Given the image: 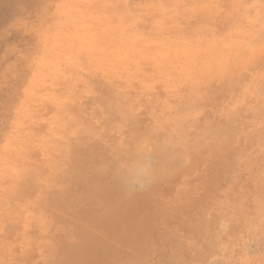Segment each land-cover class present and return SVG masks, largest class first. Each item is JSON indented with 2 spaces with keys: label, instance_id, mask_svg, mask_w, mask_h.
Wrapping results in <instances>:
<instances>
[{
  "label": "bare ground",
  "instance_id": "6f19581e",
  "mask_svg": "<svg viewBox=\"0 0 264 264\" xmlns=\"http://www.w3.org/2000/svg\"><path fill=\"white\" fill-rule=\"evenodd\" d=\"M112 1L113 0H111V2ZM260 1L262 6L264 7V0ZM246 2L247 1H245V3ZM152 3L157 4V7H154L153 5L150 6ZM172 3L173 0H127L123 9L125 10V13L130 17L132 22H134L136 19H139L138 17L140 16H143L142 18L145 17V19H141V22H145L144 26H142V30L138 29L135 33L133 32L132 34L124 33L125 31L120 25L122 24V22L117 20L115 16L112 19L105 21L100 26L101 28L103 27L101 32H99V30L96 28L98 27V25L94 27L95 32L93 33V36L95 37V41L102 44L105 49L110 52H114V50H116V52L111 53L114 54L115 60L106 56L105 54H100V59L98 61V65L96 66L103 72V82H95L99 79V77L96 80L94 79V75L93 80L95 81L91 85L86 84V87L82 83L80 85L82 86V88H79L80 86H76L77 89H79L75 90L76 92L74 93H79V91L81 90L82 93H89V91L93 93L92 96L89 95L90 98L87 96L88 100L87 98L86 100L90 102L93 101L94 104H91L92 107L84 104V106L86 105L84 107V113L87 112L88 109L90 110L92 108L93 110L95 107H97L100 109V113L97 118H93L92 115L88 116V114L84 115L83 112H79L80 110H75V107L78 106L71 108L66 103L70 99V92L63 91L65 92L64 97H61V95H56L60 93L61 89L59 86L51 88L52 90H54L53 88L56 89L57 87L60 89L59 90L57 88L56 91L54 90L55 95L53 94L54 92L50 93L49 91H45L47 90L46 88L51 84L47 87L45 86L44 92L46 93L45 98L47 102H44V108L49 104V107H47L49 109H45L48 110L47 117L51 116L49 117L51 119L47 118L46 114H41L43 116L45 115L47 120L49 119L47 121L49 123L47 127H45V124H43L46 120L43 121V123L40 122V124L42 123V126L44 125L45 130L42 128V126H39V124H37V126L40 127L39 131H42L43 129L45 133V135L43 133L42 135L46 136V133L50 132V136L48 135L50 138L49 141H47V139V142H41L40 144L37 143L40 147L39 148L37 146V149L42 150L45 153H43V156H45V158H42L41 160V158H39L40 153H38L36 149V154H34V151L32 153L30 151V156L34 155L36 158L34 156H31L34 159L29 157L28 158L29 160L32 159L31 161L37 159V161L31 162V164H34H32V167H34L35 165L37 167L35 166L31 174H26L19 180L20 177L17 176V173L24 170L23 162L25 161H23V152H21L20 154L18 152L19 155L17 157L20 160H17L18 162H16L14 170L12 172L8 171V174L10 175L12 181L9 178L5 177L9 180H7V182H3V184L6 183L5 185L7 186L8 181H11L12 187L10 191V197L12 198L9 197V200L12 199V205H6L7 207L3 209V215H0L4 218V225H6V223H8L9 221H12L11 225L15 223L14 225L16 226L14 227H16V231L20 236L22 232H18L17 227L20 226V223L18 224V222L22 223V221H24V223L26 224L28 221H32L29 224L31 227L30 233L35 236H32L33 238H35L33 239L35 240V243L31 241L29 242V246L32 243L31 245H33V247L35 248L34 253H38L39 251H41L40 244L44 243L42 242L43 239L39 240L41 242L40 243L38 241V238H43V229L45 230V232L47 231L45 229L46 221L44 220L43 216L46 214V211L52 213L53 215L57 214V216L58 214L63 213L62 215H66L67 217H69V220L67 219V222H71L73 224L72 225L68 223L69 225H81L82 227L85 226L83 224L93 221L96 216L95 213L98 211H100L101 213L104 212L107 215V212H109L110 207L112 208V206L114 207L116 205L118 207V205L121 203L129 205L130 208L128 209H130L129 211H131L132 214H128L130 215L128 218H122V222H124L126 225L124 223L123 224L126 227L128 225H132L133 228L137 226V223L141 225L138 226V228L131 230L129 229V227L124 231L123 234L121 232V229L120 231H116V234L120 232L119 241L122 240V249L124 250H121V248L116 250L102 249L101 253H98L96 255L97 258L95 260H97V263L95 264H152V262L148 263V258L150 255H155V253L158 254V258L167 257L165 263L167 262L168 264H185L187 259L191 256H189V253H196L197 255L194 254L195 256H200L199 254L203 253L205 250H209L212 252L214 251V254L215 252H217L215 251V248H218V245L216 243L217 241L220 244L222 242L220 241V235L222 234H219V231L224 230V228L221 226L222 223L225 224V233H227L226 236H228L229 234L234 233L237 229V224H239L241 220H244L241 217L243 213L241 214L240 211L239 213L235 212L236 207L234 208V206L236 205H241L240 202L242 201L239 200L240 197L238 198V201L235 197L236 202H233L231 198L228 197V199H230L229 203L227 201V203L220 202L218 200L219 197H209V195H204L206 196V198L203 199L202 197L203 200H199L196 193H203L201 191L203 185H195L196 187H194L192 190L190 189L191 192H187L188 190L185 191L184 189H182L181 183H185V177H187L188 172H194L197 168L201 167L203 169L200 168V171H211L210 175V172L208 173L209 180L212 178V181L215 183L211 182V184L217 185L216 183H219L221 179L223 180V177L228 174L229 169L233 168V160L237 158L235 157L236 152H227L228 148L234 146V148H238L237 144L243 142H245L246 145L251 144V147H254L256 151L262 149V151L259 150L255 159L257 158V160L259 159V161L264 160V120L261 118V112L264 108V73L258 77H255L251 86L248 87V89H246L243 94V98L245 100L251 101L250 105L246 104L241 106L240 104L239 106L238 104H234V101H231L232 99L230 100V94L231 92H233L232 90L234 88L233 86L239 81L241 82L242 80L239 73H241V70H246V72H248L247 70L254 65L253 62H255L254 60L256 58H253L259 51H261L260 46L264 47V30H260L259 32V30L256 31L253 29V36H255V38L253 37L254 40L252 42L249 41V39L247 40L245 33L241 30L238 31L234 36L226 37L224 40L219 41L217 38L218 35L215 34V30H217V28H220L219 26L216 27L214 23L216 13L212 7L202 5L203 7H198L195 10L191 19H186L189 20L187 29H183L184 31H180L179 29L173 31L172 38L175 41H173V43H169L164 39L165 34H163L166 27L163 29V31L162 26L164 24L171 25V21L167 18L165 12H167V10L170 11V6L172 5ZM222 5L225 6L224 8H226L224 9L225 15H221L224 19L223 24L220 23L222 24V27L227 26L228 28V26L232 25L233 20L237 23L242 21V16L237 11L238 9L236 8L235 2L231 0H221V5L219 6ZM91 7L96 8L99 6L92 5ZM120 7L118 8L120 9ZM165 7L167 8V10ZM158 8L160 9L158 10ZM161 13L165 16L163 17V15H160ZM261 17H264V10H261ZM263 20L264 19H262V21ZM212 24L215 26L214 28H216L213 31L216 35L215 38H213L211 35H208V29L209 27H212ZM137 26L135 25V28ZM55 28L57 29V27ZM59 28L61 29V27ZM224 32L227 31L224 30ZM35 33H37L36 30ZM259 58H257V60ZM35 59L34 61H36ZM82 61L85 62L84 60ZM113 61L116 65L110 64ZM256 63L257 62H255V65ZM82 64L83 65L80 66H86L84 63ZM29 65L32 68V63ZM39 66L41 68L40 63ZM42 66L47 70L44 65ZM72 67H75V65ZM36 68L34 72L37 70ZM86 68L88 67L83 68L84 71L86 70ZM80 70L81 69H79L78 71ZM88 71L90 72L92 70H90L89 68ZM31 72H33V70ZM97 72L95 73L97 74ZM43 73L45 72H42V74ZM32 75L33 74L28 76L30 77ZM71 75H73V73H71ZM71 75L69 78L71 79L70 81H72ZM88 75L90 76L89 73ZM40 78H37L38 80H36L39 81ZM36 80L34 82H36ZM114 80H120V83L117 82L119 85L116 84V86L114 84V82L116 81ZM23 81L24 80H22V82ZM43 81L42 84L44 83ZM70 81L69 83H71ZM135 82H138L139 85V88L136 89L138 90V92L134 94L132 93V95H130V89H132L131 87ZM25 83L23 82V84ZM63 84L67 85V80L66 83L64 82L62 84H58L62 86V90H64L63 88L65 86ZM37 86V88H39L38 84ZM19 87L21 88V86ZM27 87L28 85L26 86V88ZM67 87H69V84ZM37 88H34L33 90ZM159 88L163 91H160ZM69 89L67 88V90ZM156 89H159L157 90V92L159 93L155 91ZM18 90L20 91L22 89L18 88ZM41 90L40 93L42 92L43 94L44 92ZM15 92L16 91H14V94ZM17 92L16 97H18V94L21 91L18 94ZM84 95L86 94L84 93ZM40 96L42 95L40 94ZM78 96H80V94ZM80 97H82V95ZM91 97L93 98V100ZM165 97H168V99H170L171 101L174 100V103L168 101V99L167 101L165 100L166 102H161V100H163ZM76 98L78 97L76 96ZM203 98H205V108L202 107V102H204ZM17 100L18 99H16V101ZM30 100L32 99H29V101ZM33 100L31 104L34 103ZM71 100L74 101L72 103H75L74 98H71ZM16 101H12L11 104L14 102V105L16 106V103L19 102ZM76 101L77 105H81V103L78 102L79 100ZM24 102L26 103V101ZM14 105L12 106L15 109ZM39 106L40 105H38L37 107L36 105L35 107H37L38 109ZM41 106L43 107V104H41ZM19 107L20 106L18 105V108ZM30 107L31 106L28 105L27 110L24 111L27 112L31 109ZM32 107L33 109H31L27 113V116L30 112H39L37 109L34 111V106ZM80 107L78 108L81 109ZM13 108L12 110H14ZM44 108L42 112L45 111ZM84 108L82 109V111L84 110ZM206 108H208L207 112L204 111ZM139 109H142L141 111L143 112V119L136 118L138 117V114H136L135 117V112ZM90 112L91 110L89 111V113ZM93 113L95 112L93 111ZM19 115L14 118H19ZM247 115H249L250 117L248 118ZM43 116L37 117L38 120L39 118L40 120L44 119L45 117ZM27 118L31 119L30 116ZM26 120L27 119H25V121ZM95 121L97 122V125H93V123H96ZM124 121L127 124L125 125L127 126V128L123 131ZM16 122L19 123L18 121ZM29 122L30 121L28 120L26 121L27 126L30 127V125H28ZM250 123L252 124L250 127H252V130H254V132L251 134L247 141L239 140L238 136L240 137V135L238 134H243L246 127H248ZM7 124L8 121L6 122V125ZM24 124L20 126H23ZM8 125L10 126V124ZM9 126L7 127L10 128ZM11 126L13 127L12 123ZM20 126H16V128H21ZM37 126H32V128L35 129L37 128ZM12 131L13 129H11V132ZM18 131L17 134L24 132H27L26 135L29 134L28 130L20 129V131ZM33 131L31 132L32 134L30 136L24 135L25 137H27L24 138V140H28V137L32 138V135L35 134L33 133ZM5 134H7V130ZM20 136L23 135L21 134ZM68 136H73L75 138V140H73L76 142V144L75 150L71 153V155L66 156V151L68 150L64 149L65 147H62V145H64V142L61 144L60 141H63V139H65L66 137L68 139ZM6 138L9 139L8 136H6ZM36 138L37 137L34 138V141H36ZM12 140H14V142L11 141V143L15 144V141L18 140V138H14ZM40 140L38 139V141ZM29 141L30 142L26 143L27 146L34 145L35 142L33 141V139H30ZM32 141L34 143H31ZM70 143L72 142L69 141V144ZM17 144H20V142ZM21 144H24L26 146V144L23 142ZM15 146L16 145H14L13 147ZM31 147L30 149L36 148L35 146L32 148ZM243 148L244 150L248 149V147ZM244 150L242 149V152ZM70 151L71 150H69V153ZM242 154H246V151ZM11 157L9 159H11ZM247 159L249 160V158ZM248 160H244L246 161V163L242 161L243 164H245L246 169H250L249 166H251V161H254L252 160V158L249 161ZM257 163L258 162H256V164ZM32 167L30 168L32 169ZM247 173L249 174V172ZM260 173H262V171ZM211 175H213L214 178L213 176L211 177ZM202 176H204L205 180H208V178H206L207 176ZM255 177L257 178V176ZM260 177L262 176H259V178ZM256 178H254L253 176V179ZM238 179L240 181V178ZM217 180L218 182H216ZM134 182L137 183V185L139 184V186H141L140 184L143 183L146 189H148L146 191L139 189L135 192L137 187L132 186ZM201 184L203 183L201 182ZM207 185H204L205 188H208L206 187ZM131 186L135 189L132 190L133 188L131 189ZM211 186L212 185H210V187ZM170 188L171 191H169ZM12 190L14 191V194ZM16 190L18 191V194L15 195V193H17ZM48 190L52 191L49 192ZM40 191H45V194L42 192L40 193ZM46 191H48V193ZM8 192L9 191H7L6 193L9 194ZM169 192L174 193L179 197V201H177L176 203L177 205H175L174 202V204H171L170 208H168L170 204L168 205L165 200V197ZM250 192H252V194L254 193L253 190ZM37 193L38 195H44L43 197L41 195L35 198L36 196L34 195ZM7 194L6 196H8ZM95 195H97V197H95ZM32 198L34 199V201L37 200L38 204H40L39 206H37V208H33L36 205H34L33 207L29 205V207H31L30 210L34 209L32 211L34 212V216H32L31 211V214L28 211V200H30L31 202L33 201L31 200ZM15 200L16 204L13 202ZM175 200H178L177 197ZM245 204L247 207L248 203ZM229 206H232V209H230L231 207L228 208ZM194 207H197V209H195ZM191 208H194L196 210V214L192 217V220L190 222V219L188 218L189 216H187V214ZM255 208H261V204L257 202ZM194 209L191 210V214H193V212L195 213ZM123 210H125V208ZM70 216L73 222L70 220ZM108 216L109 215H107V217ZM102 217L103 214L100 219ZM180 217L183 218L181 219ZM158 219L161 221L162 227L157 224ZM178 219L180 221H178ZM5 220L7 221L5 222ZM52 225L53 224H51V226ZM125 226H123V230L126 228ZM246 227L247 226L245 225L244 230ZM14 230L15 228H13L12 231ZM19 231H22V228H20ZM8 233H10V231ZM13 233L15 235V232ZM3 234L4 233H1V236ZM19 235L17 234L14 237V239H16V236H18V241H16L19 243L17 244H20V242H22L19 241V239L21 238ZM24 235L26 236L25 239L27 237H30L26 234ZM13 236L11 237L12 239ZM4 239L6 240L5 236L4 238L1 237L0 242H2L3 245H1L5 247L2 249L5 250L9 246V243L5 242ZM2 240L4 241V243H6V245ZM6 241H8V237ZM14 241L12 240V243L10 244L11 246ZM231 241L229 240L228 242L231 243ZM25 243H22L23 245L21 246H24ZM221 245L223 246V243ZM229 245L231 244H227V247H229ZM2 246H0V254ZM14 247L16 248L17 246H13V249H15ZM33 247L30 246V249H32ZM227 247L226 249L224 247L225 250L222 249V251L226 252ZM93 248L95 249V247ZM17 249L20 250L19 248ZM7 250L10 251V255L12 251L16 252L9 247L7 248ZM209 251L207 253H209ZM4 254L5 256L2 255L3 260L5 259L4 257L9 254V252H5ZM16 254L14 255L16 256ZM216 254L218 255V253ZM225 254H227V252ZM10 255H7V257H10ZM14 255H11V258H13ZM11 258H8V260ZM93 258H95V256ZM7 262L8 261H5L6 264ZM165 263L163 262V264Z\"/></svg>",
  "mask_w": 264,
  "mask_h": 264
},
{
  "label": "rangeland",
  "instance_id": "374dc122",
  "mask_svg": "<svg viewBox=\"0 0 264 264\" xmlns=\"http://www.w3.org/2000/svg\"><path fill=\"white\" fill-rule=\"evenodd\" d=\"M231 1L236 3V8L238 9L237 11L239 12V14L242 16V21L237 23L236 21L233 20L232 21L233 26L232 25H231L232 27L228 26V28H229L228 29L227 26L222 27L223 20H224L222 16L225 15L224 9H226V8H224L225 6H223V5L219 6V5H221V0H173L172 5L170 6V11H168L167 8L165 7L167 10V12H165V15L167 16L168 19H170L171 25L170 24H166V25L162 24L163 25L162 30L166 27L164 29L166 33L165 32L163 33V34H165L164 39L166 41H168L169 43L170 42L173 43V41H175L172 38L173 31H175L177 29H179L180 31H184L183 29H187V26L189 24V20H186V19L187 18L191 19L195 10L198 7H203L202 5H204V6L213 8V10L216 13L215 20H214L215 26L220 27V28H217V30H215L216 28H214L215 26L212 24V27H209V29H208V31H209L208 35H211L213 38H215V36L218 35L217 38L220 41V40H224L226 37L234 36L238 31L241 30L245 33L247 40L249 39V41L252 42L254 40L253 37L255 38V36H253V34H254L253 29L256 31L259 30V32H260V30H264V23H263L264 20L262 21V19H264V17H261V10H264V7L262 6L261 1L260 0H258V1L257 0H231ZM245 1H247V2L245 3ZM126 2H127V0H113L112 2H111V0H62V2H61V0H0V139L2 137V139L0 140V143H1L0 145H2V146H0V183L2 184V185L0 184V199H1L0 200V215L1 214L3 215V213H4L3 209H5V207H7L6 205H9V204L12 205V203H11L12 199L9 200L10 191H11V187H12V185H11L12 179H11L10 175L8 174V171L12 172L14 170L16 162H18L20 160L17 156L21 152H23L22 153L23 154V161H25V162L28 161V162H26V164H25V162H23L24 170L19 171L17 173V176L20 177L19 180L24 175L31 174L33 169L36 166L35 165L34 167H32L34 164L33 163H32L33 165L31 164V162L37 161V159L31 161L32 159H34V158H32L34 155L33 156L31 155L32 157L30 156V154L33 151H34V154H36L35 153L36 150L38 151V153H40V155L38 153L37 154L39 155V158H41V160H42V158H45V156H43L44 152L42 150L37 149L39 147L37 143L40 144L41 142L44 143V142H47L50 140V138H49L50 132L46 133L47 135L44 136L45 133L43 131V129L45 127H47L49 124L47 121L49 119H51V118H49L51 116L47 117V115H48L47 109H49L47 107H49V104H48V106L46 105L47 107H45L47 109L44 108V105H45L44 102H47L46 98H45L46 93L44 92L45 86L47 87L51 84L49 87L46 88L47 90H45V91H49L50 93L54 92L53 93L54 95H55V91L57 90L58 87L56 89L53 88L55 91L52 90L51 88L59 86L61 90L58 88L60 90V93L56 94V95L57 96L61 95V97H64L65 92H70V94H69L70 99L66 103L71 108H74L75 106L80 107L82 105L80 107L81 109H79L78 107H75V110H77V111L80 110L79 112H83L84 115L85 114H88V116L92 115L93 118L94 117L97 118L99 116L100 109L97 107H95V108L93 107L97 111L94 109L92 110V108L90 109L91 114L89 113V111H90L89 109H88V111L86 110L87 112L84 113V111H85L84 107L86 106V105L84 106V104L89 105V107H92V105L94 104L92 101L93 100L92 97H91L92 102L87 101L88 97L90 98L89 95L92 96L93 93H91L90 91H89V93L84 92L86 94V95H84V93L81 92L82 90L79 91V93H74V92H76L75 90L82 88V86H80L82 83L86 87H87L86 84L91 85L95 81V80H93L94 75H95L94 79H96V80L99 77V79L95 82H103V77H104L103 72L101 71V69L97 68V66H96V65H98V61L100 59V57H99L100 54H105L106 56L115 60L114 54H111V53L116 52V50H114V52L113 51L110 52L107 49H105V47L102 44L95 41V37L93 36V33L95 32V30H94L95 26L98 25V27H96V28L99 30V32H101L103 27L101 28L100 26L105 21H108L115 16L117 20L122 22V24H120V25L122 26L123 30L125 31L124 33L132 34L133 32L135 33L138 29L142 30V28H143L142 26H144L145 22H141V19H145V17L142 18L143 16H140V17H138L139 19H136L134 22H132L130 17L125 13V10L123 9L125 7ZM149 4H147V5H149ZM154 4L155 3H152L150 6L153 5L154 7H157V4H155V5ZM92 5H95V6L97 5L99 7H96V8L91 7ZM120 5H121V7H120ZM89 7H91V8H89ZM118 7H120V9ZM159 9L160 8H158V10ZM75 12H76V14H75ZM120 12L122 13V15ZM69 14H71V15H69ZM160 15H163V17L165 16L162 13ZM59 16H62V17H59ZM126 17H128V18H126ZM221 17H222V19H221ZM258 17H259V19H258ZM177 18H178V20H177ZM59 21H61V22H59ZM140 23H141V25H140ZM220 23H222V24H220ZM137 24H138V26H137ZM230 24H231V22H230ZM135 25L137 26L136 28H135ZM73 26H74V28H73ZM75 26H78V27H75ZM55 27H57V29ZM59 27H61V29ZM83 28L84 29L87 28V29L84 30ZM35 30L37 33H35ZM214 30L216 31L215 32L216 35L213 32ZM224 30L227 32H224ZM229 33H230V35H229ZM54 36H55V38H54ZM171 38H172V40H171ZM132 40H133V35H132ZM39 48H41V49H39ZM55 48H57V49H55ZM260 50L261 51H259L257 53V55L253 58V59L256 58L254 60L255 62H257L256 65H255V62L251 61V62H253L254 65L250 69L247 70L248 72H246V70H241V73H239L242 80H241V82L239 81L240 83L238 82L237 84H235L233 86L234 87L232 90L233 92H231V94H230V100L232 99L231 101H234V104H238L239 106H240V104H241V106L246 105V104H248V105L251 104L250 100H245L243 98V94L246 91V89H248V87L251 86L253 79L264 73V53H263L264 47L260 46ZM38 54H39V56H38ZM54 54L55 55L58 54V55L55 56ZM260 54L263 56H261ZM259 56H260V58H259ZM257 58H259V59L257 60ZM34 59L36 61H34ZM80 59L84 60L85 62H83ZM32 61H34V62H32ZM31 63H32V68L29 65ZM39 63L41 65V68L39 66ZM72 63L75 65V67H72V66H74ZM82 63H84L86 66H80V65H83ZM110 64L116 65L114 63V61L111 62ZM42 65H44L47 68L49 73L47 72V70ZM76 65H77V67H76ZM34 67L35 68L37 67L36 68L37 72L36 71L34 72V70H35ZM85 67H88V68H86V70L84 71L83 68H85ZM89 68L92 71L89 72L88 71ZM79 69H81V70L78 71ZM32 70L34 73L31 72ZM97 71H99V72H97ZM42 72H45V73L42 74ZM95 72H97V74ZM35 73H37V74H35ZM71 73H73V75H71ZM88 73L90 74V76L88 75ZM31 74H33V75L29 77L28 75H31ZM70 75H71L72 81H70L71 79H69ZM91 76H92V78H91ZM34 78H35V80L37 78H40V79H39V81H37L38 80L37 79L36 82H34L35 81ZM73 78H74L75 82H74ZM22 80H24L23 82L24 83L26 82V83L23 84ZM43 80H46V81H43ZM66 80H67V85L63 84L65 86L63 88L64 90H62V86L58 85V84H62L64 82L66 83ZM42 81L44 82L43 84H42ZM54 81H56V82H54ZM69 81L71 83H69ZM85 81H88L89 83L85 82ZM114 81H116V80H114ZM117 82L120 83V80H117L116 82H114V84L115 85L118 84ZM37 84L39 85V88H37L38 87ZM68 84H69V87H67ZM27 85H28V87L26 88ZM19 86H21V88ZM76 86L77 87L80 86V87L77 89ZM18 88L22 89V90H20L21 92L18 90ZM34 88H37V89L33 90ZM67 88L68 89L70 88V89L67 90ZM131 88L132 89H130V92H129L130 95H132V93L133 94L137 93L138 90H136V89L139 88L138 82H135ZM159 89H156L155 91L157 92V90H159ZM40 90L43 91L44 93L43 94H42V92L40 93ZM14 91H16V92L18 91L17 94L20 92L21 94L19 93L18 97H20V95H21V97L20 98L16 97L17 95H16V92L14 94ZM63 91H65V92H63ZM160 91H163V90L160 89ZM157 93H159V92H157ZM25 94L27 95V97ZM40 94L42 96H40ZM79 94H80V96L82 95V97L78 96ZM22 96H24V97H22ZM76 96L78 98H81V99L76 98ZM25 97H26V100H25ZM40 97H41V99H40ZM13 98H14V100H13ZM15 98L18 99L17 101H19V102H17ZM27 98L32 99V100L35 99V100H33L34 103L31 104L32 100H30L31 101L30 102L29 99H27ZM71 98L72 99L74 98L75 103H72L74 101L71 100ZM86 98H87V100H86ZM167 99H168V97L167 98L165 97L163 100H161V102H166ZM11 100L14 102L15 101L17 102L16 106L14 105V102L11 104V102H12ZM76 100H79L78 102L81 103V105H77ZM204 100H205V98H203V101ZM24 101H26V103ZM82 101L83 102L85 101V102L83 103ZM168 101L174 103V100L171 101L170 99H168ZM235 101H237V102H235ZM38 102H40V103H38ZM70 102L72 105L70 104ZM27 104L29 106H31L30 107L31 109H33L32 106H34V111L37 109L38 105H40L39 108L37 109L39 112H36V111H35L36 113L32 112L33 114L30 112L33 116L30 113L27 116V113L31 110L30 109L27 112L24 111V110H27V108H28ZM41 104H43V107L41 106ZM204 104H205V101L202 102V105H203L202 107L205 106ZM12 105H14L15 109L13 108ZM18 105L20 106L19 108H18ZM36 105H37V107H35ZM11 107L14 110H12ZM40 108H42V109H40ZM43 108L45 111L42 112ZM83 108H84V110L82 111ZM40 110H41V112H40ZM98 110H99V112H98ZM141 110L142 109H139L138 111L135 112V117H136V114H138L137 115L138 117H136L138 119H143V112ZM19 111H23V112H19ZM93 111L95 113H93ZM204 111L207 112L208 108H206ZM139 113H141V114H139ZM41 114H46V117L49 119L47 120L45 115L43 116ZM18 115H19V118H21L25 124L18 117H17L18 120H17V118H14ZM24 115H26V116H24ZM21 116L24 118H22ZM29 116L31 117V119L27 118ZM39 116H43L46 119L44 118V119L40 120V118H39V120H38L37 117H39ZM261 116H262L261 118L264 120V108L262 109ZM247 117L249 118L250 116L247 115ZM25 119L30 121L29 122L30 124L28 123V125H30V127L27 126V123H26L27 120L25 121ZM19 120H21V121H19ZM7 121H8V124H10V126L8 124L6 125ZM16 121H18L19 123H17ZM43 121H45L47 123H45V122L43 123ZM10 122L12 123L13 127L11 126ZM40 122L45 124V127H44V125L42 126V123L40 124ZM21 123L24 124L23 125L24 129H23V126H20V125H22ZM37 124H39V126H42V128H43L42 131H39L40 127H38ZM31 125L35 126V127L37 126V128H35L36 130L33 129ZM93 125H97V122L95 124L93 123ZM125 125H127V124L124 121L123 131L127 128V126H125ZM251 125L252 124L250 123V125L248 127H246L245 132L243 134H241V133L238 134V135H240V137H242V138H240L238 136L239 140H242V141L248 140V138L254 132V130H252V127H250ZM7 126H9L10 128L12 127L11 129H13V131L11 132V129L8 128ZM16 126L17 127L20 126L21 128H16ZM5 129L7 130V134H5L6 133ZM20 129L28 130L29 136L32 134L31 132L34 130L33 133H35L36 136H35V134H33L32 138L28 137L29 138L28 140L27 139L24 140V138H27L25 136H28V135H26L27 132L17 134V131L18 130L20 131ZM21 132H23V131H21ZM42 133L44 135H42ZM21 134L23 136H20ZM37 134L39 137L37 136ZM6 136H8L10 140L8 138H6ZM33 136H34V138L37 137L39 140L40 139H42V140L38 141V139L36 138V141H34L35 139L33 138ZM244 136H247V137H244ZM70 137H72V138H70ZM14 138H16V139L18 138V140L15 141L16 142L15 144L11 143V141L14 142V140H12ZM30 139L31 140L33 139V141L35 142L34 143L32 141L31 143H34V145H31V146L32 147L35 146L36 148H32L31 146H27L26 143L30 142L29 141ZM66 139H67V137L65 139H63V141L61 140L60 142H61V144L64 142L63 144L65 146L62 145V147L63 148L65 147L64 149L68 150V151L65 150L66 156H68V155H71V153L75 150L76 142L74 141L75 138L73 136H68V139L67 140ZM17 141H19L20 144H17V143H19ZM65 141L67 144L65 143ZM69 141H71L72 143L69 144ZM22 142L25 143L27 147L24 144H21ZM4 144H6V145H4ZM71 144H73V145H71ZM14 145H16V146L13 147ZM237 145H238L239 149L234 148L235 147L234 146L231 148L229 147L227 150V152H236L235 157H237V158H235L233 160L234 161L233 168L229 169L228 174L226 176H224L226 178L223 177V180L221 179L222 183H221L220 179H219L220 182L216 183L218 186L211 184V182H213L212 178L209 180V175L211 174V171L206 170L205 171L206 173H205V172H203L204 170L200 171L201 169H203L201 167L197 168L194 172H188L187 177H185V183L182 182L181 186H182V189H184L185 191L188 190L187 192H191L190 189L192 190L196 186L203 185V188H202L203 190L201 189V191L203 193H201V192L196 193L199 200L205 199L206 196H204V195H209V197L210 196L219 197L218 200L220 202L225 203L227 201L229 203L230 199H228V197L231 198V200L233 202H236L235 201L236 198L238 201V198L240 197L239 200L242 201L243 203L239 201L241 203V205H236V206H234V208L236 207L235 212L239 213V211H240L241 214L243 213L242 216H241V214H240V216L244 220H241V222L239 223L240 225L237 224V229L234 232L235 236H234V233L226 236L227 233H225V231H226L225 224L224 223L221 224V226L224 228L223 231H219V234H222V235H220L221 236L220 241H222L221 244L223 243V246L225 247V249L227 247V244H231V245H229L230 248L227 247V250H226L227 254H225L226 252L222 251V249H224V247L217 241L216 244L218 245V248H215V251H217V252H215V254L213 253L214 251L212 252L209 250H205L203 253H200L199 254L200 256H195V255H197L196 253H189V256L190 255L192 256L194 254L195 255L192 257L190 256L187 259V261L185 262V264H264V179H262V178H264V175H263L264 174V169H263L264 168V164H263L264 160L259 161V159L258 160H257V158L255 159L259 150L262 151V149H259L258 151H256V149L254 147H251L252 146L251 144L246 145L245 142L237 144ZM21 146H23L25 148H23ZM68 146H69V148H68ZM30 147L32 149H30ZM73 147H74V149H73ZM243 147H248V149L244 150ZM242 149L244 150L243 152H242ZM69 150H71L70 153H69ZM263 150H264V147H263ZM30 151H31V153H30ZM245 151H246V154H242ZM18 152H19V154H18ZM26 153H28V154H26ZM63 155H65V154H63ZM11 156H13V157H11ZM24 156H25V158H24ZM10 157L13 161L11 159H9ZM28 157L32 158V159L29 160ZM242 158H243V160H242ZM247 158H249V160L251 158H252V160L255 159L254 161L258 162L257 163L258 165L256 164V162L251 161V164H250L251 166H249L251 170L246 169L245 164H243L242 161H244L245 159L248 160ZM244 163H246V161H244ZM254 164H256V165H254ZM261 164H263V165H261ZM62 165H64V164H62ZM252 166H253V168H252ZM30 167H32V169ZM64 168H66V167H64ZM253 170H255V171H253ZM29 171H30V173H29ZM251 171L254 172L255 174L252 173ZM261 171H262V173H260ZM247 172H249L250 175ZM257 172H259L260 174ZM208 173H209V175H208ZM201 174L205 175V177L207 176L206 178H208V180L207 179L205 180L204 176H202ZM238 175H240V176H238ZM212 176L213 175H211V177ZM253 176H254V178H256L255 176H257L258 179L257 178H256L257 180L253 179ZM259 176H262V177L259 178ZM5 177H7L11 180L10 182L8 181L7 186L5 185L6 183L3 184V182H5V181L7 182V180H9ZM213 178H214V176H213ZM238 178H240V181ZM207 181H210V182H207ZM201 182L203 184H201ZM216 182H218V180ZM213 183H215V182H213ZM140 185L141 186H139V184L137 185V183H135V182L133 183L132 186L137 187L135 192L139 189H142L143 191H146L148 189V188L146 189V187H145V185H143V183ZM204 185H207L206 187H208L209 189L205 188ZM210 185H212L211 186L212 188L210 187ZM132 186H131V189L133 188ZM138 186H139V188H138ZM5 188H7L8 190ZM134 189L135 188H133L132 190H134ZM204 189L207 191H205ZM251 189L253 190V192L255 194L254 193L252 194V192H250V191H252ZM239 190H241V191H239ZM7 191H9L8 192L9 194L6 193ZM48 191L51 192L52 190L51 191L48 190ZM48 191H46V192L48 193ZM169 191H171V188L169 189ZM12 192L14 194L13 190H12ZM16 192L17 193H15V195L18 194L17 190H16ZM41 192L42 191H40V193ZM42 193L45 194V191ZM198 193H199V195H198ZM248 193H249V195H248ZM6 194L8 196H6ZM168 194L165 197V200L168 203V205L170 204L168 208H170L171 204L172 203L174 204V202H175V205H177L176 203H177V201H179V197L176 196V194H174V193L169 192ZM219 194H221V195H219ZM41 195L42 194L38 195V193H37L34 196H36L35 198H37V196H41ZM43 195H42V197H43ZM234 195H239V196H234ZM95 197H97V195H95ZM176 197L178 200H175ZM202 197H203V199H202ZM10 198H12V197H10ZM40 199H41V197H40ZM31 200H33V201L30 202V200H28V209H29L28 211L29 212L30 211L32 212L34 210V209L30 210V208L33 207L34 205H36V206L33 208H37V206L40 205V204H38L37 200L34 201L33 198ZM135 200H136V198H135ZM249 200H251V201H249ZM244 201H245V203L249 204V205L247 204V207H246V204L244 203ZM13 202L16 204V200ZM29 202H30V204H29ZM39 202H40V200H39ZM257 202H259L261 204V208H255V205ZM34 203H36V204H34ZM117 204H119V203H117ZM3 205H5V206H3ZM29 205L31 207H29ZM124 208H125V210H123ZM128 208H130L129 205H126L125 203L119 204L118 207L116 205L114 207L112 206V208L110 207L109 212H107L108 213L107 215H109L108 217L104 212L101 213L100 211H98L95 213L96 219L94 218V220H96V221L93 220V221H90L88 223H85V224H83L85 226H82V227H81V225H79V226L69 225L68 223H70V224H72V223L67 222V219L69 220V217H67L66 215H62L63 213L62 214L60 213L62 217L64 216L62 218L60 216V214H58V216H57V214L53 215L52 213L46 211L45 212L46 214L43 213V214H45L43 216H44V220L46 221V222L45 221L44 222L46 224L45 229L47 231L45 232V230L43 229V232L41 231L42 234L44 235V236L42 235L43 238L42 237H40V239L38 238V241L43 239L42 242H44L42 244L39 241L42 245L39 243L41 246V248H40L41 251H39L38 253H34L35 248L33 247V245H31L32 243L30 244V246L33 248L30 249V246H29V242L33 241L35 243V240H33V239H35V238H33L35 236L32 233H30L31 227L29 224L32 221H30V222L28 221L29 223L27 222L26 224L24 223V221H22V223L18 222V224L20 223V226L17 227L18 232H22V234H23L22 235L20 233L21 234V236H20L19 233H17V231H16V227H14V226H16V225H14L15 223H13V225H11L12 221L11 222L9 221L10 223L8 222V223H6V225H4L5 224L3 222L4 218L0 216V240H1V237L4 238V236L6 237V240H7V237H8V241H6L4 239L5 242L9 243L8 247L10 249L12 248V250L16 251V252H13L11 250L13 252V253L11 252V255L13 256L14 254L18 253V254H16L17 257L14 255V257H13L14 259L11 258L10 251H8L9 249L7 250L8 247L5 249L6 250L5 251L4 249H2L5 247L2 246L3 244H2V242H0V246H2L1 247V254H0V256H1L0 257V262H1L0 264H6L5 261H8L7 264H95V263H97V260H95L97 258L96 255L98 253L100 254L102 249L103 250H110V249L116 250V249L121 248V250H124V249H122V242H121L122 240L119 241L120 240V237H119L120 232H118V234H116L117 233L116 231H120V229H121L122 230L121 232L123 234L124 231L127 230L129 227H130L129 229L131 230V229L138 228V226L141 225V224L137 223V226L135 228H133L132 225L131 226L128 225L127 227L125 226L126 224L124 222H122V220L124 218H128L130 216L128 214H132V212L129 211L130 209H128ZM194 208L197 209V207H194ZM194 208H191L187 214V216H189L188 218L190 219V222L192 220V217L196 214V210ZM228 208L232 209V206H229ZM253 208H255V209H253ZM192 209L195 210V213L193 212L194 210L192 211L193 214H191ZM254 210H255V212H254ZM31 212H30V214H31ZM245 213H246V215H245ZM102 214H103V217H106V218L102 217L100 219ZM232 214H233V211H232ZM32 216H34V212H32ZM246 216H247V218H246ZM45 218H47V219H45ZM70 220L72 221L71 216H70ZM158 220H157V224H159L160 227H162L161 221L160 220L158 221ZM6 221L7 220H5V222ZM178 221H180V220L178 219ZM250 221H251V223H250ZM245 222H246V224H245ZM51 224H53V225L51 226ZM118 224H120V225H118ZM31 225H32V223H31ZM47 225H48V227H47ZM245 225L247 226L246 227L247 229L245 228V230H244ZM123 226L126 227L124 230H123V228H124ZM118 227H120V228H118ZM13 228H15L14 231H12ZM20 228H22V231H19ZM9 231H10V233H8ZM26 231H27V233H26ZM5 232H6V234H5ZM13 232H15V235L18 234L22 238L21 239L19 237L21 239V240L19 239V241H22V242H20V244H17V243H19V242H17L18 236H16V239H14L15 235ZM236 232H237V235H236ZM1 233H4V234L1 236ZM24 234H26L27 236H30V237H27L25 239L26 236ZM28 234H30V235H28ZM12 236H13V239L11 238ZM11 239L13 241L15 240L14 242L17 245L13 242V244L11 246L10 245L12 243ZM229 240L230 241L232 240L233 242L231 241V243H229L228 242ZM226 242H227V244H226ZM3 243H4V241H3ZM22 243H25L24 246H21V245H23ZM4 244L6 245V243H4ZM224 244H226V245H224ZM13 246H17V247L16 248L14 247L15 249H13ZM93 247H95V249ZM17 248H19L20 250H18ZM233 249H234V252H233ZM208 251H209V253H207ZM2 252H3V254H2ZM5 252H9V254H7V255H10V257H7V255H6V257H4L6 260L4 259L5 260L4 261L2 258V255L5 256V254H4ZM216 253H218V255ZM223 254H224V256H223ZM33 255H35V256H33ZM157 255L158 254H156V253H155V255L154 254L150 255L148 258L149 259L148 263H150V262H152V264H155V263L156 264L157 263L163 264V262L165 263V261L167 260V257H165V258L159 257L158 258ZM94 256H95V258H93ZM208 256H210V257H208ZM8 258H11V259L8 260ZM15 258H16V260H15ZM202 260H204V261H202ZM9 261H11V262H9ZM165 264H168V263L166 262Z\"/></svg>",
  "mask_w": 264,
  "mask_h": 264
}]
</instances>
